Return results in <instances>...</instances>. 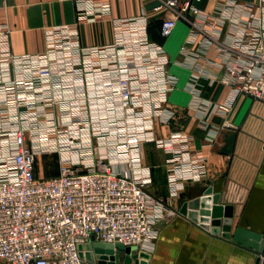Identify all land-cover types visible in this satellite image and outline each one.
<instances>
[{
    "label": "built area",
    "instance_id": "1",
    "mask_svg": "<svg viewBox=\"0 0 264 264\" xmlns=\"http://www.w3.org/2000/svg\"><path fill=\"white\" fill-rule=\"evenodd\" d=\"M73 24L44 28L43 49L15 53L0 25V261L86 264L79 245L93 241L150 250L159 224L176 214L151 192L146 148L166 156L169 198L202 182L207 160L182 129L156 134L175 80L166 49L146 15L117 18L105 0H72ZM179 16L196 21L193 3ZM241 59L226 66L234 96L264 102V0L228 1L221 10ZM177 19L162 23L170 36ZM106 21L112 41L86 45L81 26ZM56 156L59 174L38 177L37 161Z\"/></svg>",
    "mask_w": 264,
    "mask_h": 264
},
{
    "label": "crops",
    "instance_id": "2",
    "mask_svg": "<svg viewBox=\"0 0 264 264\" xmlns=\"http://www.w3.org/2000/svg\"><path fill=\"white\" fill-rule=\"evenodd\" d=\"M105 1L117 18L146 15L152 40L171 59L169 74L176 81L168 104L171 119L157 121V136L164 138L172 130L182 129L191 137L193 152L202 153L207 160L206 178L189 184L177 199L169 198L166 154L159 150L158 162L149 163L154 182L150 192L156 190L155 197L176 214L159 224V237L147 251L151 254L147 264H263L264 252L234 238L238 228L264 238V102L244 94L235 97L224 82L226 66L242 58L231 43L230 24L221 16L230 0ZM185 1L196 8V21L192 14L179 16V5ZM166 19H177L168 37L161 31ZM75 21L72 0H0V25L10 27L12 47L18 54L42 51L44 28ZM112 37L109 22L81 26L83 44L103 45ZM147 148L158 150L154 144ZM209 190L212 193L206 195ZM209 197L210 202L206 201ZM214 198L218 205L233 210L228 236L224 224L215 232L212 219L201 215ZM197 199L198 207L183 210L185 203Z\"/></svg>",
    "mask_w": 264,
    "mask_h": 264
},
{
    "label": "water",
    "instance_id": "3",
    "mask_svg": "<svg viewBox=\"0 0 264 264\" xmlns=\"http://www.w3.org/2000/svg\"><path fill=\"white\" fill-rule=\"evenodd\" d=\"M211 193L212 191L209 190L206 195H210ZM210 200L209 197L206 201L210 202ZM213 200L214 206L210 205L208 208L209 210H204L206 207L202 209L200 211L201 215L212 219V225L215 226V232L221 231L222 229L219 227L224 224L223 230L226 232L224 234L225 236H228V231L230 229L228 224L232 221L233 210L231 207L226 208L222 205H218V198H214ZM202 201L204 206L207 205L205 200ZM188 206L198 207L199 200L197 199L195 202H190V204L185 203L183 205V210L187 211ZM234 238L241 244L249 246L257 251L264 252V238L260 234H254L247 232L242 228H238ZM79 250L81 257L86 261V264H147L148 260L151 258L149 252L140 250L136 246L127 247L119 243L105 244L93 241L86 245H79Z\"/></svg>",
    "mask_w": 264,
    "mask_h": 264
},
{
    "label": "rangeland",
    "instance_id": "4",
    "mask_svg": "<svg viewBox=\"0 0 264 264\" xmlns=\"http://www.w3.org/2000/svg\"><path fill=\"white\" fill-rule=\"evenodd\" d=\"M160 151L156 150L155 148H147L146 151V161L149 164H153V160H157L159 158ZM59 174V166H58V159L56 156H48L44 155L40 157L37 161V176L38 177H55ZM152 194L157 195V191L154 190L151 192Z\"/></svg>",
    "mask_w": 264,
    "mask_h": 264
},
{
    "label": "trees",
    "instance_id": "5",
    "mask_svg": "<svg viewBox=\"0 0 264 264\" xmlns=\"http://www.w3.org/2000/svg\"><path fill=\"white\" fill-rule=\"evenodd\" d=\"M150 36H151V32H150ZM152 39V38H151Z\"/></svg>",
    "mask_w": 264,
    "mask_h": 264
}]
</instances>
